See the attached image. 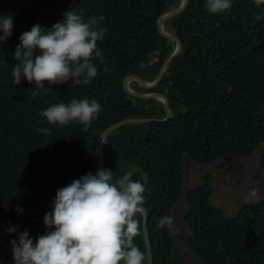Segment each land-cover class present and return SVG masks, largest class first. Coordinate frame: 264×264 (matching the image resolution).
I'll return each instance as SVG.
<instances>
[{"label": "trees", "instance_id": "trees-1", "mask_svg": "<svg viewBox=\"0 0 264 264\" xmlns=\"http://www.w3.org/2000/svg\"><path fill=\"white\" fill-rule=\"evenodd\" d=\"M182 0H0V14H13L15 27L0 46V264H14L10 226L29 230L32 237L46 232L43 218L56 191L97 170V142L111 126L132 118L166 117L154 100L130 95L124 80L157 78L176 44L164 37L159 19L177 9ZM206 0H189L187 8L168 19L165 27L182 42L153 92L167 96L172 118L125 125L103 145L105 168L113 182L132 173L144 183L149 176L144 207L153 264H182L174 259L173 231L157 227L159 218L173 216L183 196L185 156L200 165L226 157L244 159L264 146V12L254 0H234L229 13L209 14ZM75 9L87 19L104 16L107 32L98 47V75L87 85L54 84L33 95L35 82L15 83L12 70L19 36L35 24L50 28ZM45 86L48 82L45 81ZM133 89L145 91L137 82ZM96 99L103 111L91 127L73 121L49 125L41 111L58 102ZM51 128L45 135L38 128ZM264 161V152H263ZM214 177L185 194L183 215L190 229L185 246L203 264H264V200L245 205L227 216L212 205ZM23 213L15 211L16 206ZM135 242L146 253L143 214ZM146 260V264H147Z\"/></svg>", "mask_w": 264, "mask_h": 264}, {"label": "clouds", "instance_id": "clouds-1", "mask_svg": "<svg viewBox=\"0 0 264 264\" xmlns=\"http://www.w3.org/2000/svg\"><path fill=\"white\" fill-rule=\"evenodd\" d=\"M233 3L234 0H206L205 7L209 14H226L231 11ZM254 3L257 7H264V0H254ZM262 19L264 12L255 16L256 21ZM104 20L102 15L86 19L81 12L71 9L63 14V20L50 28L35 24L23 32L14 51V59L18 61L12 70L15 83L20 84L24 79L35 82V87L30 89L34 96L49 91L54 84H65L69 80L73 86L91 83L98 75L94 61L99 58L103 62V50L98 47V42L107 32ZM14 27L13 14H0V46L7 43ZM164 28L170 32L165 23ZM176 48L177 44L170 56ZM155 80L144 81L151 84ZM134 82L137 81L130 83L132 89ZM139 86L145 91L134 90L141 94L159 93L152 91L157 86L152 89ZM165 98L168 102L167 96ZM150 99L163 107L160 98L142 100ZM102 111L98 100L83 98L72 99L67 104H52L41 111V116L49 125L65 126L76 121L87 129ZM37 131L47 135L51 128L40 127ZM146 189L142 181L132 179L130 172L113 182V171L107 168L97 170L95 174L89 172L57 189L51 203L52 210L43 218L44 234L32 237L29 230L18 231V226L7 229L9 235L16 234V238L10 240L14 264H146V253L135 242L141 234L137 217L145 208ZM15 211L22 214L23 208L17 205ZM157 227L167 228L171 233L175 229L174 217H160Z\"/></svg>", "mask_w": 264, "mask_h": 264}, {"label": "rangeland", "instance_id": "rangeland-1", "mask_svg": "<svg viewBox=\"0 0 264 264\" xmlns=\"http://www.w3.org/2000/svg\"><path fill=\"white\" fill-rule=\"evenodd\" d=\"M263 152L264 146H261L248 158H224L211 165H200L190 156H185L183 196L173 209V254L176 261L182 264H203L183 241L191 234L183 220L188 209L185 201L187 191L201 185L204 176L210 174L214 177L212 205L221 208L227 216L238 215L243 206L264 200Z\"/></svg>", "mask_w": 264, "mask_h": 264}, {"label": "water", "instance_id": "water-1", "mask_svg": "<svg viewBox=\"0 0 264 264\" xmlns=\"http://www.w3.org/2000/svg\"><path fill=\"white\" fill-rule=\"evenodd\" d=\"M189 4V0H182L180 6L170 12L165 14L164 16L161 17V19L159 20L158 23V28L160 33L166 37L169 38L171 41L175 42L177 44V48L176 50L173 52V54L171 56H169V58L166 60V62L164 63L159 75L157 76L155 82L148 84L146 81H144L141 78H138L136 76H131L128 77L125 81H124V88L125 90L132 96L140 98V99H149V98H160L162 99V104L163 107L165 109L166 112V118L164 119H156V118H149V119H144V118H132V119H127L124 121H121L120 123H117L113 126H111L110 128H108L98 139L97 142V147H96V152H97V159H98V164H97V170L100 169H105V163H104V157H103V145L104 142L106 140V138L114 131H116L117 129L125 126V125H129V124H135V123H148V122H152V121H161V122H165L168 121L170 118H172V113L169 109L168 106V102L165 98V96L159 94V93H152V94H141L137 91H135L134 89H132L130 87V83L132 81H137L140 85L144 86L146 89H152L155 86H157L161 79L163 78L164 72L167 68V66L173 61V59H175L178 54L181 52L182 50V43L180 41V39H178L177 37H175L174 35H172L170 32L166 31L164 28V23L166 20L175 17L179 14H181L188 6ZM96 170V171H97ZM142 172V170L139 167H136L134 169H132V171L130 173H139ZM144 178H145V189L148 186L149 183V177L147 174H144ZM143 211V219H144V224H143V229H144V236H145V241H146V246H147V253H148V260H147V264H153V255H152V247H151V243H150V239H149V234L147 231V211L145 210V208L142 209Z\"/></svg>", "mask_w": 264, "mask_h": 264}]
</instances>
